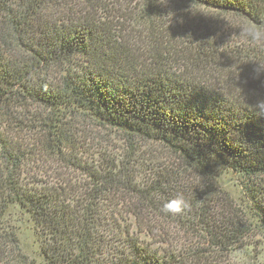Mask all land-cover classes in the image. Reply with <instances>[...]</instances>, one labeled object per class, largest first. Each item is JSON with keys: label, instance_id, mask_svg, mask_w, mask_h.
<instances>
[{"label": "trees", "instance_id": "1", "mask_svg": "<svg viewBox=\"0 0 264 264\" xmlns=\"http://www.w3.org/2000/svg\"><path fill=\"white\" fill-rule=\"evenodd\" d=\"M249 25L264 0H0V264H210L263 229ZM86 121L125 149L83 159ZM178 193L189 208L161 211Z\"/></svg>", "mask_w": 264, "mask_h": 264}, {"label": "rangeland", "instance_id": "2", "mask_svg": "<svg viewBox=\"0 0 264 264\" xmlns=\"http://www.w3.org/2000/svg\"><path fill=\"white\" fill-rule=\"evenodd\" d=\"M65 6L66 5L61 2L60 10L63 11ZM55 7L53 4L44 7L38 14H36V16H34V22L41 25L49 22L52 18V13L56 10ZM85 123L86 124L83 125V128L88 138V142H91V145H89V147L87 145L84 150L85 153L81 155L83 159L92 160L93 157L97 158L99 152L102 150H108L109 152L113 151V155H118L123 149H125L126 144L121 140V136L118 133L109 131L108 129L103 130L96 128L87 121ZM98 139H102L101 143L97 142ZM145 152L148 156H152L153 158H159L164 155L156 145H148L144 147L143 153ZM46 166L48 167V165ZM222 183L228 191L236 195V193H234V191L237 192L235 189L236 186L234 187V179L230 175H222ZM23 226L24 224L21 225V230L18 229L19 240L23 245L31 244L32 241L31 239H28L29 235L24 232ZM166 230L168 235L164 236V238L168 243L180 245V243L186 244L190 242V235L179 230V228L173 224L167 225ZM230 249V253L224 252L220 253L218 256H214L213 259L210 258V264H264V228H253L245 234L239 243ZM211 261L213 263H211Z\"/></svg>", "mask_w": 264, "mask_h": 264}, {"label": "clouds", "instance_id": "3", "mask_svg": "<svg viewBox=\"0 0 264 264\" xmlns=\"http://www.w3.org/2000/svg\"><path fill=\"white\" fill-rule=\"evenodd\" d=\"M244 35L255 44H264V27L249 25L244 30ZM257 72L264 71V65L257 64ZM255 110L259 116H264V97H258L255 101ZM189 203L182 193H178L174 198L166 200L162 204L161 211L171 214H180L189 208Z\"/></svg>", "mask_w": 264, "mask_h": 264}]
</instances>
